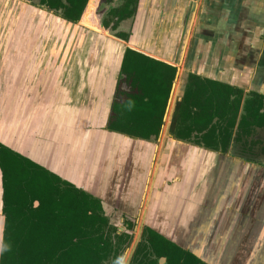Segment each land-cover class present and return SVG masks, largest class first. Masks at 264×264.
Listing matches in <instances>:
<instances>
[{"label": "crops", "instance_id": "1", "mask_svg": "<svg viewBox=\"0 0 264 264\" xmlns=\"http://www.w3.org/2000/svg\"><path fill=\"white\" fill-rule=\"evenodd\" d=\"M14 1L0 0V141L204 263L264 264L262 162L173 136L189 73L264 94V0H135L126 31L78 44L59 42L74 23ZM123 39L176 67L155 139L106 128Z\"/></svg>", "mask_w": 264, "mask_h": 264}, {"label": "trees", "instance_id": "2", "mask_svg": "<svg viewBox=\"0 0 264 264\" xmlns=\"http://www.w3.org/2000/svg\"><path fill=\"white\" fill-rule=\"evenodd\" d=\"M32 3L67 21L81 19V24L104 31L88 19L98 0ZM133 3L135 0H123L118 7H110L108 14L119 22L132 15ZM102 25L108 27L107 22ZM121 37L125 38L124 34ZM175 72V66L126 47L106 128L133 137L155 139L163 123ZM262 129L264 94L188 74L173 129L175 138L221 153L231 151L260 163L264 161L252 157L259 152L245 148H249L248 138ZM0 182L4 216L2 242L7 246L0 254V264H103L111 253L118 251L114 239L125 236L124 247L131 239L130 232L117 233V226L99 198L2 143ZM125 219L131 221L127 229L132 230L134 218L125 216ZM143 231L145 238L138 244L131 264H159L161 256L166 258L164 264L202 263L196 254L149 226ZM139 254L141 259L137 260Z\"/></svg>", "mask_w": 264, "mask_h": 264}, {"label": "rangeland", "instance_id": "3", "mask_svg": "<svg viewBox=\"0 0 264 264\" xmlns=\"http://www.w3.org/2000/svg\"><path fill=\"white\" fill-rule=\"evenodd\" d=\"M98 1H99V4H97V6H94L93 11L91 12V14L88 15V17H89L88 19L90 20V23L93 22V24L95 23V24H98L99 26L100 25L103 26L102 23L103 22H107V24H108L107 26H108V29L109 30L111 29V30L116 31L118 29H123V30L125 29V31H126L128 29V27H125L123 25V20L124 19L123 20H120L119 22H117V20L115 19V17L111 18V16H109V14H108V11H109V8L110 7L117 6V5H121V3L123 2V0H122L121 3H119L120 0H112L109 3L103 2V0H98ZM20 2L23 3V4H25V8H26V5L29 6V5L33 4L32 3L33 1H30V0H15L14 3H12L9 6V8L8 7L7 8L8 9H13L14 8L13 4H15V3L17 4V3H20ZM31 7H32V5H31ZM36 7H38V6H33L34 9H36ZM42 8L45 9V10H47V8H45V7H42ZM47 11H49V10H47ZM49 12H51V10ZM8 15H6V17H8ZM55 15H57V14H55ZM57 16H59V15H57ZM60 18H62V17H60ZM80 20L81 19H79L77 22H72V23H74L73 26L72 25H70V26L69 25H66L65 26L64 24L59 25L60 26V29L62 28V31H65V34H62L63 35V38H61L60 39L61 41H59V42L66 41V42H71V44H73V43H75V44L77 43L78 44V43L88 42V41L91 40L90 39L91 35L96 34L95 31H94V29L93 28H90L88 26H85L83 24H81V21ZM44 24H45V22L43 23V25ZM113 24L116 25V27L115 26H112ZM119 26H121L122 28H120ZM77 27H78V29H77ZM81 31H83L84 33L82 34ZM81 34H82V36H81ZM112 35H115V34H112ZM102 37H104L107 42H109V40H111V38H112L110 36H102ZM67 40H70V41H67ZM123 40L124 41H120L121 46L122 47H127L129 43H127L126 39H123ZM112 41L115 43L118 40L112 39ZM58 48H59V50H61V44L60 43L58 44ZM79 57H81V56H79ZM177 86L178 85L176 84V88H177ZM1 134H3V132H1ZM248 139H249L248 140L249 141V143H248L249 144V148H245V149H247L249 151L250 148H251V151L252 152L255 149L256 152H259V154H258V156L257 155H254L252 157L258 158L259 160L264 161V154L261 152V151H264V129L258 130L252 137H250ZM28 146H29V143H27V147ZM252 164H256V162L255 163H252ZM262 165H264V162H262ZM240 171H243V169H240ZM112 221H113L114 225L117 226L118 233H123V232L127 231V232L132 233L133 236H132V240L130 241V243H128V245L126 247L123 246L124 245L123 244L124 243L123 242V239H125V236H123V238L121 240H115L114 239V246H116V244L118 243V252L116 253L117 256L115 258L114 256L116 254H110L105 259V261H104L103 264H114L117 261V259L119 258V255L120 254H122V255L127 254V257H128L129 256V253L133 249V246H134L133 244L135 243V241L136 240H140L142 238V236H141L140 233H142V230L144 228V224H142V222L139 221V219L137 221H135V225H134V227H133L132 230L127 229L124 226L123 221H116L115 219H113ZM139 234H140V236H139ZM138 237H139V239H138ZM134 239H135V241H134ZM181 244L188 245L189 243H181ZM137 246H138V244H137ZM136 249L137 248H135L134 251H136ZM141 250L143 252H145V253H148V250L145 249V247H142ZM140 259H141V254H139V257H137V260H140ZM204 264H208V263L205 262Z\"/></svg>", "mask_w": 264, "mask_h": 264}, {"label": "flooded vegetation", "instance_id": "4", "mask_svg": "<svg viewBox=\"0 0 264 264\" xmlns=\"http://www.w3.org/2000/svg\"><path fill=\"white\" fill-rule=\"evenodd\" d=\"M36 0H33V2H35ZM135 219H134V222H133V227H134V225H135ZM123 224H124V226L126 227V228H128L130 225H131V221H127L126 219H125V217H124V220H123ZM146 225H144V227H145ZM133 227H132V229H133ZM151 228V227H150ZM143 230H144V228H143ZM142 230V233H140L141 234V236H142V238L140 239V240H136L135 241V239H134V241H135V243L133 244L134 246H133V249L131 250V252L129 253V256H128V260H127V264H131L132 263V258H133V255H134V250H135V248H137L138 246H137V244H139L140 242H142L143 241V236H144V238H145V234H144V231ZM117 233H118V231H117ZM118 234H122V233H118ZM140 234H139V236H140ZM132 233H131V239H130V241L132 240ZM163 236V235H162ZM164 237V236H163ZM166 238V237H165ZM138 239H139V237H138ZM130 241L128 242V243H130ZM139 242V243H138ZM176 243V242H175ZM178 244V243H177ZM128 245V244H127ZM126 245V246H127ZM180 245V244H179ZM181 246V245H180ZM189 250V249H188ZM118 252V251H117ZM116 252V253H117ZM116 253H111V254H116ZM122 254H120L119 255V257L121 256ZM116 256H117V254L114 256L115 258H116ZM149 257H153V256H149ZM162 258H164V260L163 261H161V259ZM105 261V260H104ZM104 261H103V263H104ZM166 262V258L165 257H163V256H161V257H158V263L159 264H164ZM202 263H203V261H202ZM201 263V264H202ZM115 264V263H114ZM204 264V263H203Z\"/></svg>", "mask_w": 264, "mask_h": 264}, {"label": "water", "instance_id": "5", "mask_svg": "<svg viewBox=\"0 0 264 264\" xmlns=\"http://www.w3.org/2000/svg\"><path fill=\"white\" fill-rule=\"evenodd\" d=\"M169 101H170V99H169ZM168 106H169V102H168V105H167V110H168ZM166 114H167V111H166ZM0 143L4 144V143L1 142V141H0ZM4 145H6V144H4ZM6 146L9 147V148H11V149L14 150V151L20 153L21 155H23V156H25V157L31 159V160L33 161V159L30 158L29 155H26V154H24L23 152H20V151L14 149V148L11 147V146H8V145H6ZM35 162H36V161H35ZM36 163H37V162H36ZM38 164H40V163H38ZM40 165H42V164H40ZM42 166L45 167L44 165H42ZM45 168H46V167H45ZM46 169H48V168H46ZM48 170L51 171V172H53V173H55V174H57L58 176L62 177L61 175H59V174L56 173L55 171H52V170H50V169H48ZM62 179H63V178H62ZM73 184H74V183H73ZM76 186H77V185H76ZM0 194H1V182H0ZM0 196H1V195H0ZM34 204L37 205V201H35ZM1 207H2V200H1V197H0V241H2V239H3V230H4V216H3V214H2ZM163 260H164V258L161 259V261H163Z\"/></svg>", "mask_w": 264, "mask_h": 264}, {"label": "clouds", "instance_id": "6", "mask_svg": "<svg viewBox=\"0 0 264 264\" xmlns=\"http://www.w3.org/2000/svg\"><path fill=\"white\" fill-rule=\"evenodd\" d=\"M7 250V246L5 244H3L2 241H0V254H3L4 251ZM127 254L120 256L117 261L115 262V264H127Z\"/></svg>", "mask_w": 264, "mask_h": 264}, {"label": "bare ground", "instance_id": "7", "mask_svg": "<svg viewBox=\"0 0 264 264\" xmlns=\"http://www.w3.org/2000/svg\"><path fill=\"white\" fill-rule=\"evenodd\" d=\"M178 88H176L175 93H177Z\"/></svg>", "mask_w": 264, "mask_h": 264}]
</instances>
